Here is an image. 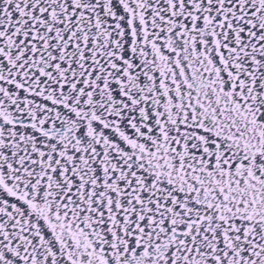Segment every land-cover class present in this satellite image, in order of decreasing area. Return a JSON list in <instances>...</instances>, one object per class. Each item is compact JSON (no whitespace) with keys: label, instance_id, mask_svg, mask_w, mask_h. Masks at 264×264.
<instances>
[{"label":"snow or ice","instance_id":"6c2138e0","mask_svg":"<svg viewBox=\"0 0 264 264\" xmlns=\"http://www.w3.org/2000/svg\"><path fill=\"white\" fill-rule=\"evenodd\" d=\"M0 264H264V0H0Z\"/></svg>","mask_w":264,"mask_h":264}]
</instances>
